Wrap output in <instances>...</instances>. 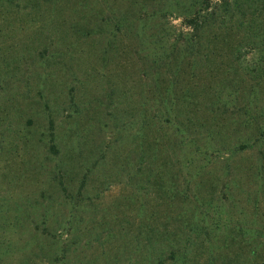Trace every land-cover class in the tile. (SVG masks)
Here are the masks:
<instances>
[{
	"label": "rangeland",
	"instance_id": "374dc122",
	"mask_svg": "<svg viewBox=\"0 0 264 264\" xmlns=\"http://www.w3.org/2000/svg\"><path fill=\"white\" fill-rule=\"evenodd\" d=\"M183 3L0 0V264H264V89L163 60Z\"/></svg>",
	"mask_w": 264,
	"mask_h": 264
},
{
	"label": "trees",
	"instance_id": "16d2710c",
	"mask_svg": "<svg viewBox=\"0 0 264 264\" xmlns=\"http://www.w3.org/2000/svg\"><path fill=\"white\" fill-rule=\"evenodd\" d=\"M182 7V28L170 39L169 35L165 37L171 52L163 60L172 58L173 50L181 44L182 57L190 56L194 50L201 52V62L209 76L220 71L222 77L229 76L221 57L229 58L232 66H241L252 85L264 89V0H184ZM222 93L215 95L211 111L222 112L234 106ZM239 110L243 114L240 124L255 125L259 135H264V101L255 105L253 99L249 100Z\"/></svg>",
	"mask_w": 264,
	"mask_h": 264
}]
</instances>
